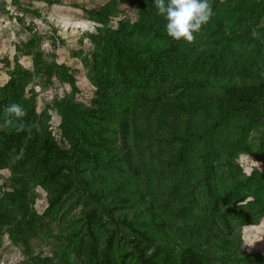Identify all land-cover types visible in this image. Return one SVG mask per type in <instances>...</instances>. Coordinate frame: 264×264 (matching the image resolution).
<instances>
[{
	"label": "trees",
	"instance_id": "16d2710c",
	"mask_svg": "<svg viewBox=\"0 0 264 264\" xmlns=\"http://www.w3.org/2000/svg\"><path fill=\"white\" fill-rule=\"evenodd\" d=\"M141 1L144 6L134 21L123 16L91 36L100 41L92 54L90 96L83 95L88 105L73 102L68 94L56 103L57 136L49 129L46 108L35 111L33 79L37 70L32 73L22 66L18 62L21 49L18 52L15 48L14 64L0 93V169L9 175L4 184L7 191L0 200V237L8 232L10 239L23 244L29 238H46L58 221H64V214L77 208V230L65 235V264H125L128 256L138 264H217L190 244L175 252V248L150 238L147 229L125 215H115L116 208L108 203L101 185L107 175H121L120 171L126 169L135 175L128 145L130 106L124 98L133 91L168 83L185 98L179 111H190L184 114L197 120L184 129V138L173 133L182 147H194L189 156L181 148L177 163L196 157L198 172L194 184L188 187L200 189L208 215L229 234V219L237 216L235 205L241 198L234 197L228 187L223 195L217 170L232 167L239 153L264 162V26L255 30V37L250 28H244L240 39L232 32L233 23L223 19L220 0H211L213 15L193 35L207 31L215 36L211 39L214 44L190 48L189 42L167 36L165 20L153 11L152 0ZM110 9L90 10L87 15L108 18ZM228 11L233 13L235 26L247 20L258 23L264 16V0H251L248 6L234 5ZM137 39L143 47L138 46ZM238 42L251 51L231 46ZM35 61L41 63L39 58ZM71 87L76 96L78 91ZM12 102L22 105L26 113L20 131L16 130L18 124L4 123L7 114L3 108ZM182 116L177 114L176 119ZM254 179L263 181L264 176L256 171L249 182ZM115 184L118 188L122 185ZM29 185H39L47 193L49 204L41 217L28 206L33 201ZM237 185L245 187L240 181ZM222 198H232L223 210ZM258 207L255 213L263 211L264 200ZM249 215L241 216L240 225L257 217ZM149 221L156 227L162 225L153 218ZM122 242L129 248L116 261L114 249ZM252 262L264 264V254L255 256Z\"/></svg>",
	"mask_w": 264,
	"mask_h": 264
},
{
	"label": "rangeland",
	"instance_id": "374dc122",
	"mask_svg": "<svg viewBox=\"0 0 264 264\" xmlns=\"http://www.w3.org/2000/svg\"><path fill=\"white\" fill-rule=\"evenodd\" d=\"M250 1L220 0L223 19L229 24L233 23L232 32L240 39L244 28H250L251 35L255 37L258 36L255 30L264 26V16L258 23L247 20L240 26L234 25L233 13L228 8L234 5L248 6ZM141 2L0 0V93L8 80L7 72L14 64L15 48L18 47V52L21 49L18 62L32 73L34 69L37 70L33 79L35 111L40 113L46 108L49 129L57 136L59 117L55 104L62 102L68 94L73 102L88 105L83 95L90 96L92 54L96 53L99 46L97 42L100 41L91 36L103 26L113 25L123 16L134 21L144 6ZM110 6L108 18L104 15L95 18L87 15L90 10L99 11L102 7ZM153 11L156 12V9L153 8ZM197 36H200L199 42ZM197 36L189 43L190 48L203 49L211 46V42L214 44L211 39L214 40L215 36L209 35L207 31ZM137 42L140 48L144 46L138 39ZM231 46L251 51V48L239 42L231 43ZM35 58H39L41 63L36 62ZM39 67L44 69V73ZM71 86L75 92L78 91L76 96ZM178 93L167 83L153 85L140 92L133 91L124 98L130 106L128 145L131 162L136 167L135 175L129 169L120 171L121 175H107L101 188L107 195L108 203L116 208L115 215H125L140 228L147 229L148 236L160 241L165 247L175 248L176 252L181 246L190 244L217 264H253L255 256L264 254V209L255 213L260 208L259 201L264 200V180L249 182V176L256 171L264 176V162L252 155L239 153L232 167L217 170L218 186L223 195L226 196L227 189L231 188L234 197L238 195L241 198L235 205L237 216L229 219L232 229L229 234L224 233L208 215L200 189L195 188L193 191L194 188H189L194 184V175L198 172L196 157L186 159L193 154L194 147L193 144L182 147L174 139L173 133L184 138V129L197 120L184 114L190 111H179L178 108L184 106L186 101ZM177 114H183L181 120L176 119ZM181 148L183 153L188 154L185 162L177 163ZM8 176L7 170L0 169V200L7 191L4 184ZM238 181L245 187L238 188ZM116 182L122 185L118 188ZM29 186L33 201L28 206L36 216L41 217L49 204L47 193L39 185ZM225 200L222 198V210L232 203V198ZM71 212L64 214V221H58L46 238H29L23 244L10 239L8 232L2 233L0 264H65L62 261L66 253L65 235L74 233L78 227L75 218L78 209H72ZM245 214H257V217H253L257 220L240 225L241 216ZM150 218L162 225L153 226ZM128 248L127 243H120L119 248L114 249L115 260L118 261L120 254ZM125 264L138 263L133 256H128Z\"/></svg>",
	"mask_w": 264,
	"mask_h": 264
},
{
	"label": "clouds",
	"instance_id": "9594fccd",
	"mask_svg": "<svg viewBox=\"0 0 264 264\" xmlns=\"http://www.w3.org/2000/svg\"><path fill=\"white\" fill-rule=\"evenodd\" d=\"M152 2L157 14L165 20L167 36L174 40L192 42L193 34L213 15L211 0H152ZM3 112L7 114L5 124H18L17 131L23 129L22 118L26 113L22 105L12 102L3 108Z\"/></svg>",
	"mask_w": 264,
	"mask_h": 264
}]
</instances>
